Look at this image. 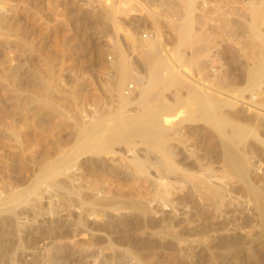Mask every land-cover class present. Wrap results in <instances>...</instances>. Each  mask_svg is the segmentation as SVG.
Returning a JSON list of instances; mask_svg holds the SVG:
<instances>
[{
    "label": "rangeland",
    "instance_id": "374dc122",
    "mask_svg": "<svg viewBox=\"0 0 264 264\" xmlns=\"http://www.w3.org/2000/svg\"><path fill=\"white\" fill-rule=\"evenodd\" d=\"M123 54L130 91L120 88ZM260 64L264 0H0V264H264L253 200L229 180L216 131L195 113L222 104L248 127L242 151L263 190L264 142L253 138L264 140V74L262 90L251 80ZM148 106L168 126L178 166L138 141L85 164L149 209L147 219L97 220L81 211L89 178L66 191L45 173L61 168L65 178L88 134ZM134 153L143 172L134 173Z\"/></svg>",
    "mask_w": 264,
    "mask_h": 264
},
{
    "label": "bare ground",
    "instance_id": "6f19581e",
    "mask_svg": "<svg viewBox=\"0 0 264 264\" xmlns=\"http://www.w3.org/2000/svg\"><path fill=\"white\" fill-rule=\"evenodd\" d=\"M134 38L133 40L134 42H136L135 41L136 39ZM157 52H155V54H157ZM128 63L129 62L127 61L126 56L123 54L122 58L120 59V65L122 68L120 88H123L125 85H127L126 89L130 91L131 88L128 86V84H126L129 83L127 81L130 80V78L132 77V72L130 70V63L129 64ZM260 66L262 68H260ZM260 66H258L259 67L258 69L254 70L253 68V71L251 70L252 71L251 80H253L254 86L257 85L258 88L262 90L261 81L264 74V64L263 66L262 64H260ZM261 92L263 95L264 92L263 91ZM261 92H259V94H261ZM199 95L198 98H200ZM203 97H201V99H203ZM195 99L197 98L195 97ZM213 101L215 102V100ZM257 101H258L257 104L260 105L263 104L262 106H264V101L262 98H260V100L257 99ZM208 103H212V102H207L209 108L205 104L204 105L206 107H204L202 104L203 107L202 108L198 107V110H196L195 113L199 114L202 117V119L205 122H207L209 125H211L216 131V135L221 143V154H219L218 157L222 163L224 172L228 174L227 176L229 180L234 182L235 186L241 185L245 189L246 191L245 193H248V195L252 198L254 204L253 209L256 214L255 219L261 225L264 226V189L262 190V187L260 188V186H258L257 183L254 182L253 179L251 178L252 176L251 173L255 171V169L253 168L254 166L249 160L247 152L242 151L243 146L246 147L247 149L251 147L250 143L252 142H250L246 138L248 127L246 125L241 124V122H238L237 121L238 119L235 120L234 117L231 116L232 114L230 115L229 113L230 109H227L228 111L226 109H223L225 105L218 104L219 106L217 105L218 108H216L217 106L214 103L212 104L215 105L213 107H210L211 104L209 105ZM233 105H231V103L229 104V106L232 107ZM255 112L257 117H261L260 115L261 113L259 111H255ZM159 113H160L159 111H155L154 108L148 106L147 108H145L142 114H134L122 118L120 117L121 119H119V122L118 123L115 122L116 124H113V126H111L109 129H106L105 132L103 130V132L99 133L96 136H92V135L89 136L88 134L87 140H85V142L83 141L80 147L76 150V153L80 157H78L77 159H70L67 161V164H71L72 162H74L73 164L75 165L76 170L68 174H65V178H58L59 174H61V172H59L61 168L58 171L55 169L54 170L50 169L48 172L47 170V173L45 174L47 175L49 173L50 177L53 179L52 182L50 181V183H53L56 187H60L67 191L68 190L66 189L67 184L73 182L74 180L86 181V179L89 178L91 180V185H90L91 192L89 194H86L85 196L83 195L80 196V199L82 201V203L80 204L82 205L81 211L82 209L84 210L86 209L88 212V210L90 209L92 211L91 213L95 215L97 220L104 219L105 217L108 218L107 216L108 213H111L113 215H119V214L121 215L124 213L126 214L138 213L141 217L143 216L144 218L147 219V217L149 216V209L147 205L144 203V201H141L142 199L141 197L140 199L139 197H137L138 195L135 197L131 193L130 194L128 193L129 196H127L122 192L123 190L120 191L119 185L117 186V188L119 187L118 190L117 188H112L113 187L112 183H114L113 175L109 176L108 174H106L103 168L102 169L104 172L101 174H97L94 171L91 172L92 170H94L93 167L92 166L86 167L85 164L92 163L95 158L104 159L107 156L115 153L114 150H115V146L117 145H121V144L129 145L130 143L138 141L139 144H142L148 149H156L161 151L167 158L169 167L171 169L176 168L178 166V159L175 158L173 154L172 146H170L171 135L170 132L168 131L169 128L166 124H164V122L161 119H159L161 117ZM262 117L261 119L264 120V116ZM188 121L197 122V119L195 116H192L190 119H188ZM92 134L95 135L94 133ZM253 139L257 143L264 142L263 138L259 136L257 133L254 134ZM132 164L135 165L134 168L136 169L134 173H137V172H143L147 163L137 153H134ZM105 184H108L109 186ZM135 184L138 185L136 182ZM128 186L129 189L128 188L127 189L129 190V192L132 191L133 187L131 186V184ZM78 187L79 186L77 185L76 188L79 189L80 187L79 188ZM205 188L207 189L208 199H210V202L212 204H216L215 201L218 198V188L214 184H210V183L205 184ZM68 194L71 195V193ZM80 194L81 192L78 191V193H76V197L71 196L68 201L70 203H73L72 205L76 204L74 202L79 200L78 195ZM166 204L174 207L173 200H168V203ZM12 211H14V209ZM83 212L80 213L81 216H83ZM91 213L89 214L86 213V214L91 215ZM111 214L109 216L113 217V215L111 216ZM84 221L86 220H84L83 217H80V223L84 225L83 232L86 231L87 226L89 227V225L86 226V223ZM61 236L62 235H59V237L57 236L59 240L61 239ZM65 236L66 238L68 237L67 235ZM73 237L75 238L76 236Z\"/></svg>",
    "mask_w": 264,
    "mask_h": 264
}]
</instances>
